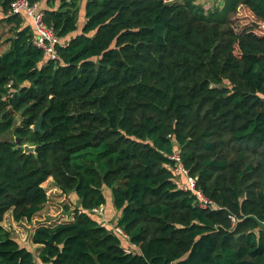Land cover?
<instances>
[{"label":"trees","instance_id":"trees-1","mask_svg":"<svg viewBox=\"0 0 264 264\" xmlns=\"http://www.w3.org/2000/svg\"><path fill=\"white\" fill-rule=\"evenodd\" d=\"M12 1L0 0V137L13 134L0 139V264H35L2 221L43 210L49 178L77 199L71 219L34 229L42 264H264V0H44L64 43L54 60ZM173 151L218 208L180 188ZM107 190L112 225L89 212Z\"/></svg>","mask_w":264,"mask_h":264},{"label":"built area","instance_id":"built-area-1","mask_svg":"<svg viewBox=\"0 0 264 264\" xmlns=\"http://www.w3.org/2000/svg\"><path fill=\"white\" fill-rule=\"evenodd\" d=\"M8 14H19L27 18L30 21L34 32L31 39L32 44L42 51L45 58L50 60L56 59V46L64 45V43H62L61 38L55 29L45 22L44 10L41 8L39 2H31L30 0H13L10 3ZM168 157L173 161L172 170L176 174H181L185 177V180L180 183V188L189 192L193 196L196 205L202 209L218 208L216 203L208 198L196 185V179L189 175L188 169L183 166L180 153L178 151H173ZM89 212L101 217L104 214V205L94 206L89 209ZM72 215V213L70 215H64L65 220L71 219ZM115 231L129 242L128 236L120 227L116 226ZM135 248L136 245L131 242H129L128 246H124L126 253H130ZM35 264L42 263L35 260Z\"/></svg>","mask_w":264,"mask_h":264},{"label":"crops","instance_id":"crops-1","mask_svg":"<svg viewBox=\"0 0 264 264\" xmlns=\"http://www.w3.org/2000/svg\"><path fill=\"white\" fill-rule=\"evenodd\" d=\"M52 180L51 178L48 179ZM53 190H57L59 193L62 194V196L65 197L66 194L60 192L59 189H57L56 187L52 186ZM47 191V190H46ZM109 195L110 192L108 191ZM48 194V193H47ZM49 195V194H48ZM69 196H72V193ZM75 199H77V197H75ZM110 201H111V196H110ZM49 201H47V204L45 206V208L43 210H41L39 213H37L34 217H32L30 220H21V221H14L11 215V211H8L5 216L4 219L2 221V225L9 230L13 236L23 245H25L28 249H30L33 253H35L37 256L41 250L42 245L40 244H36V243H32L31 242V236L32 233L34 231V229L39 226L40 224H52V221L55 220V218H49V215H56L55 214V210L54 208L50 207L49 205ZM109 205H112L111 202ZM114 208L111 207V209L105 208L104 205V215L103 218L105 220H107L108 224L112 225L115 221V219L118 217V211L113 210ZM49 211V213H48ZM73 211V208L71 209L69 215L71 214V212ZM65 214L60 215L61 217H64ZM47 216V219H45ZM9 217V220H7V218ZM54 217H59L54 216ZM60 220H65V218H61ZM6 221L9 222L8 225L6 224ZM35 221H38V223H36ZM59 221V220H58ZM56 221V222H58ZM125 246L129 245V242L127 240L124 241Z\"/></svg>","mask_w":264,"mask_h":264},{"label":"rangeland","instance_id":"rangeland-1","mask_svg":"<svg viewBox=\"0 0 264 264\" xmlns=\"http://www.w3.org/2000/svg\"><path fill=\"white\" fill-rule=\"evenodd\" d=\"M43 1L44 0H41L39 2L41 4V6H44V2ZM165 1H168V2H180L181 0H165ZM219 1H221V0H197L196 2L202 4L203 7L205 9H207L210 6H212L214 3H218ZM84 3H85V0H82V1L78 0L76 2V5L80 6V7H83ZM79 24H81V23H79ZM1 26H2L1 27L2 40H5V38H7L8 36L11 35V32L8 29V24L3 23ZM255 32L258 35H264V24H259V26L256 28ZM7 47H8V44H5L4 46H2V43H0V52L4 48L6 49ZM0 139H10V140H12L13 139L12 131H7L6 133H4L0 137ZM177 176L179 177L180 180H185V177L183 175L177 174ZM43 186L45 187V189L47 190V193L49 194V195H47L48 196V201H49L48 205L50 207L54 208V210H55V214L56 215H52V216L49 215L48 216L49 218H55V220L52 221V224H53V223H56V221H58V220L60 221L61 218H65V217H61L60 215L65 214V213H67V215H69L71 209L75 208V205L73 203V200L75 199V197H74V195H72L71 197H68V194H66L65 197H64L57 190H53L52 186H54V185H53L52 180H49V181L46 180L45 183L43 184ZM106 199H107V202H106L105 208H108V209H111V207L113 208V205H109L110 204V195L108 193V190L106 191ZM66 204H69V206H70V209L67 212L65 211V208H64V205H66ZM48 213H49V211H48ZM57 215L59 217H54V216H57ZM45 219H47V216H46ZM7 220H9V217L7 218ZM35 222L38 223V221H35ZM8 223L9 222L6 221L7 225H8ZM33 255H34V258H35L36 261L42 263L40 258H39V256H37L35 253H33Z\"/></svg>","mask_w":264,"mask_h":264},{"label":"water","instance_id":"water-1","mask_svg":"<svg viewBox=\"0 0 264 264\" xmlns=\"http://www.w3.org/2000/svg\"><path fill=\"white\" fill-rule=\"evenodd\" d=\"M42 119H43V116L42 114L38 117V119L36 120V122L33 124L32 126V129L33 131H36V132H40L42 133V129H41V124H42ZM17 143H20L22 141V138L18 137L16 138L15 140ZM23 150L25 153H29V152H34L35 150V146H30L28 144H24L23 145ZM48 241L51 243L52 242V236H50V238L48 239Z\"/></svg>","mask_w":264,"mask_h":264}]
</instances>
